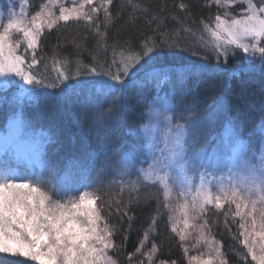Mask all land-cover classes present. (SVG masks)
Wrapping results in <instances>:
<instances>
[{
    "label": "snow or ice",
    "instance_id": "snow-or-ice-1",
    "mask_svg": "<svg viewBox=\"0 0 264 264\" xmlns=\"http://www.w3.org/2000/svg\"><path fill=\"white\" fill-rule=\"evenodd\" d=\"M199 4L209 14L193 24L192 0L174 2L171 11L167 0L157 8L146 0H40L34 11L30 0L3 4L0 264H120L121 258L126 264H178L158 258L173 240L184 264H228L213 232L220 223L239 246L229 245L238 264H264V0ZM169 18L179 27L169 30ZM70 26L83 32L68 40L63 33ZM53 30L57 43L48 55L43 47ZM64 42L75 55L61 53ZM165 52L215 60L214 75L237 80L238 98L248 100V111L259 119L245 130L218 99L212 114H224L226 134L209 150L202 144L208 121L188 123L169 103L176 88L203 75L207 65L188 62L177 72L161 63ZM240 53L245 65L227 72ZM245 76H259L258 100ZM136 86L159 87L164 96L156 93L146 103L148 119L134 130L139 143L116 145L114 122L128 111V91ZM42 95L65 103L72 119L87 127L89 151L74 163L71 183L46 159L47 147L59 141L34 129L25 113ZM153 199L138 245L126 252L135 210ZM194 249L198 253L190 255Z\"/></svg>",
    "mask_w": 264,
    "mask_h": 264
},
{
    "label": "trees",
    "instance_id": "trees-1",
    "mask_svg": "<svg viewBox=\"0 0 264 264\" xmlns=\"http://www.w3.org/2000/svg\"><path fill=\"white\" fill-rule=\"evenodd\" d=\"M13 2V0H10ZM33 5L32 10L40 3V0H30ZM122 2V0H119ZM147 4L157 8L162 3V0H146ZM174 2L179 0H167L169 10L172 9ZM193 2V17L188 21L189 24H193V21H198L201 17L209 14L207 9H201L199 0H192ZM4 3H9V0H0V8H3ZM116 5H114L115 10ZM214 12L215 9L213 8ZM239 11V8H237ZM140 23H144V18H141ZM166 25L169 30L179 27L177 21L166 20ZM154 26V25H153ZM119 28V25H117ZM83 32V28L68 27L64 30V36L68 40L73 35L79 37ZM183 35V33L181 34ZM47 41L44 44L43 51L48 55L52 54V46L57 43V33L53 30L51 33H47ZM93 40L89 38L87 45L92 47ZM62 54L75 55L73 45L64 42V46L61 49ZM84 62H89L88 53H83ZM160 61L164 65H175V71L180 72L184 69L182 65L188 62H195L197 64H205L207 68L203 75L199 77H192L187 79L183 86H178L175 92V100L169 101L177 106V116H183L188 123L193 121H208V127L204 130L202 144L211 150L216 141L221 137L220 132L226 128L225 116L223 113H217L213 115L212 105L218 99L221 100L225 106V111L228 116L233 118L238 124H240L245 130L250 129L255 121L259 119V113H250L247 109L249 103L246 99L238 98L237 96V83L235 79H229L227 74L217 76L214 75L216 61L209 59L207 61L201 60L198 57H192L187 52H181L177 56H172L165 52V55L160 58ZM246 57L243 53H240L235 59H230L226 66L227 72L237 71L241 69L246 63ZM256 65L260 64L257 60ZM244 79H250L245 76ZM252 89L257 97L260 96V78L259 76L250 79ZM168 88H165L167 91ZM49 92L59 89H49ZM158 93L161 97L164 96V92L160 91L159 87L150 86L140 88L139 86L132 87L128 91V111L125 113L123 119L114 122L112 131V140L116 145L124 144L127 147L130 144L139 143V138L135 134V129L141 128L147 120V107L145 106L149 98ZM49 109H52L49 111ZM5 105L0 103V134L6 125L5 120ZM25 113L28 117L32 118V124L37 131L44 130L46 133L50 132L53 138L58 140V144H51L47 147L46 159L55 162L56 170L60 174L62 179H67L71 183L77 169L73 167L77 160L86 157L89 151V138L87 137V127L76 123L68 112V106L63 103L54 100L52 97L39 96L35 100L28 103L25 108ZM143 114V115H142ZM212 117V119H211ZM185 119L180 120L181 123H185ZM224 131V130H223ZM220 135V136H219ZM100 161H97V168ZM70 173V175H69ZM96 172L93 170L92 176L95 178ZM156 207V202L153 199L147 205H141L136 209V219L133 222V228L128 233V240L125 251L132 252L138 245V240L142 236L143 229L147 227L149 223V217L153 214ZM167 216L164 215L159 222L158 231L165 233V222ZM235 231V226H233ZM213 232L216 238L222 241L224 245V252L226 253L228 264H238L235 254L229 250V245L233 247H239L231 238V235L224 228L223 223L213 228ZM199 249H194L190 252V255L197 254ZM159 259H176L178 264H184L182 257V250L176 245L175 240L166 241L162 252L159 254ZM250 260V257H249ZM120 264H126V260L121 258Z\"/></svg>",
    "mask_w": 264,
    "mask_h": 264
},
{
    "label": "rangeland",
    "instance_id": "rangeland-1",
    "mask_svg": "<svg viewBox=\"0 0 264 264\" xmlns=\"http://www.w3.org/2000/svg\"><path fill=\"white\" fill-rule=\"evenodd\" d=\"M12 2L9 0V4H11ZM0 9H2V8H0ZM147 119H148V117H147ZM211 119H212V117H211ZM147 121V120H146ZM224 130V131H223ZM226 134V128L225 129H222V131L220 132V137H223L224 135ZM221 139V138H220ZM220 139L218 140V141H216L215 142V144L214 145H216V144H218L219 143V141H220Z\"/></svg>",
    "mask_w": 264,
    "mask_h": 264
}]
</instances>
